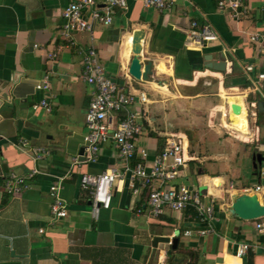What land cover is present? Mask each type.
<instances>
[{
	"label": "crops",
	"instance_id": "1",
	"mask_svg": "<svg viewBox=\"0 0 264 264\" xmlns=\"http://www.w3.org/2000/svg\"><path fill=\"white\" fill-rule=\"evenodd\" d=\"M73 1L0 0V264H264L260 248L245 258L236 256L238 243L261 246L264 237L256 233L254 221L230 212L232 194L264 186V81L257 78L264 73V50L249 39L264 31V0H244L248 13L240 20L220 12L216 0H173L168 12L130 0L127 8L114 10L112 24L65 37L62 12ZM193 20L210 22L221 41L189 47ZM136 30L145 32L142 64L153 62L147 81L129 74ZM91 47L108 77L127 92L147 94V103L137 101L132 107L140 112L143 130L136 143L147 151L145 162L152 164L169 136L182 139L187 162L175 183L213 202V233L198 234L207 225L192 207L153 216L147 190L133 192L131 173L111 139L101 144L95 162L82 159L85 114L94 92L82 78V65ZM208 54L225 62V69L206 67ZM246 66L253 70L246 73ZM46 74L50 89L37 90ZM202 80L217 83L224 93L227 107L213 106L211 116L222 111L223 125L253 145L242 150V158L237 156L244 160L242 166L228 169L222 150L196 155L191 136L171 130L170 110H190L207 99L196 90ZM42 100L49 102L50 111L40 105ZM233 103L242 106L241 113L232 114ZM223 145L225 150L230 146ZM32 147L46 148L48 154L35 160ZM253 153L262 155L261 164ZM112 168L120 174L111 187V205L94 217L81 178ZM34 169L38 172L19 194L3 191L7 177L28 176ZM56 181L68 210L61 219L50 210L49 190ZM259 196L264 200V191Z\"/></svg>",
	"mask_w": 264,
	"mask_h": 264
},
{
	"label": "built area",
	"instance_id": "2",
	"mask_svg": "<svg viewBox=\"0 0 264 264\" xmlns=\"http://www.w3.org/2000/svg\"><path fill=\"white\" fill-rule=\"evenodd\" d=\"M130 0H74L62 12V35L69 37L73 31L91 33L96 25L108 26L113 22L116 8H127ZM141 1L146 7L154 8L161 12H168L173 8V0H133ZM217 8L222 13H228L232 18L240 20L248 13L244 0H216ZM188 45L207 46L220 42V35L214 26L205 20L191 22L188 31ZM250 41L260 50H264V31L254 32L249 36ZM253 66H246L245 72L249 73ZM82 78L94 86V92L89 107L85 114L84 156L88 162H95L98 158L101 144L111 139L118 152V156L126 164V169L131 173V187L134 193L141 190L148 192L149 212L153 216H160L167 210L182 211L188 207L196 210L199 220L207 228L198 230L200 236L214 232V223L217 220L213 202H208L198 190L187 185L176 184L182 167L186 164L185 146L180 137L173 135L166 139L163 150L157 155L152 164L145 161L148 158L146 149L137 147L136 138L142 132L140 112L133 109L139 101L147 103V94L141 91L136 94L127 92L117 82L106 75L105 68L99 60L95 48L87 49L82 65ZM258 80L264 81V73L258 75ZM259 89L258 86L255 87ZM36 89L47 91L50 89V75L46 74L36 84ZM260 91V90H259ZM40 105L50 111L51 105L47 100H42ZM38 106H35L37 108ZM31 153L35 160H41L48 154L43 147H32ZM74 163H79L74 158ZM132 163V165H131ZM38 170L34 169L28 176L11 175L4 181L3 191L10 195L19 194L28 187V181ZM119 170L112 168L100 174H84L81 178L82 186L91 195L92 214L98 216L100 209H108L111 205V187L119 176ZM61 182L56 181L50 186V210L53 218L61 219L67 216V204L61 194ZM243 193L258 195L264 191V186L256 185L243 189ZM261 203L264 200L260 199ZM254 229L259 236L264 237V216L254 220ZM43 232V230H40ZM186 231L185 235H191ZM258 248L264 251V245L240 242L236 247V256L245 258L249 252Z\"/></svg>",
	"mask_w": 264,
	"mask_h": 264
},
{
	"label": "rangeland",
	"instance_id": "3",
	"mask_svg": "<svg viewBox=\"0 0 264 264\" xmlns=\"http://www.w3.org/2000/svg\"><path fill=\"white\" fill-rule=\"evenodd\" d=\"M203 80L199 83L196 90L202 92L203 95H207V99H205L206 97H202V99H200L194 107L190 108V110H170L168 123L170 122L172 125L171 130L175 133L180 132L186 135L188 133L192 138V150L196 155L199 153L208 154L216 151L218 153V151L222 150L220 155H224L223 157L227 162L228 169L231 170L232 167H236L237 165L242 166L244 161L241 159L242 150L245 148L249 149L253 145L251 146L250 143H245L242 139L237 137V134L228 130L227 127L223 125L222 111L211 116L212 112L210 108L213 106H227L223 98L224 96H222L224 93L222 90H218V84L215 82L207 84ZM225 92L233 93V91L229 90ZM210 119L214 121V124H210ZM226 122H229V120H226ZM225 142L230 145L227 150H225L226 147L224 145L220 147V145L225 144ZM237 148L240 150L237 151ZM237 156L241 158H237ZM238 159L240 162H238ZM245 179L246 178L242 177L241 180L243 181Z\"/></svg>",
	"mask_w": 264,
	"mask_h": 264
},
{
	"label": "water",
	"instance_id": "4",
	"mask_svg": "<svg viewBox=\"0 0 264 264\" xmlns=\"http://www.w3.org/2000/svg\"><path fill=\"white\" fill-rule=\"evenodd\" d=\"M145 38V32L142 30H136L132 36V59L129 67V74L137 80H149L152 75L153 62L147 61L145 65L141 62V52L143 47V40ZM206 67L214 68L216 70L222 71L225 69V62H215L212 60L210 54L205 56ZM143 68V70H142ZM242 106L233 103L231 104V112L236 115L241 113ZM79 154L82 159L85 160L84 147L80 149ZM258 159L259 164L263 159L260 153H253V160ZM254 167H257L256 162H254ZM230 212L232 215L248 221H254L262 216H264V202L261 203L259 197L255 193H234L232 194V203L230 207ZM176 239L174 240V242Z\"/></svg>",
	"mask_w": 264,
	"mask_h": 264
}]
</instances>
